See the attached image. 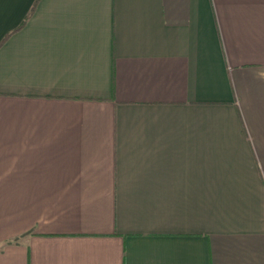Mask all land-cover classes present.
I'll return each instance as SVG.
<instances>
[{
    "label": "crops",
    "instance_id": "1",
    "mask_svg": "<svg viewBox=\"0 0 264 264\" xmlns=\"http://www.w3.org/2000/svg\"><path fill=\"white\" fill-rule=\"evenodd\" d=\"M0 264H264V0H0Z\"/></svg>",
    "mask_w": 264,
    "mask_h": 264
}]
</instances>
